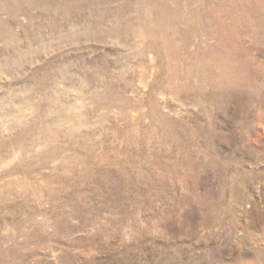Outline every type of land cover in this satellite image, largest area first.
Masks as SVG:
<instances>
[{
  "label": "rangeland",
  "instance_id": "rangeland-1",
  "mask_svg": "<svg viewBox=\"0 0 264 264\" xmlns=\"http://www.w3.org/2000/svg\"><path fill=\"white\" fill-rule=\"evenodd\" d=\"M0 264H264V0H0Z\"/></svg>",
  "mask_w": 264,
  "mask_h": 264
},
{
  "label": "bare ground",
  "instance_id": "bare-ground-1",
  "mask_svg": "<svg viewBox=\"0 0 264 264\" xmlns=\"http://www.w3.org/2000/svg\"><path fill=\"white\" fill-rule=\"evenodd\" d=\"M214 2H215V1H214ZM219 6H220V5H219ZM226 8H227V7H226ZM161 9H162V8H161ZM175 9H176V8H175ZM205 11H206V10H205ZM161 12H162V11H161ZM172 12H173V11H172ZM209 12H210V11H209ZM144 13H145V12H144ZM170 14H171V13H170ZM222 15H224V14H222ZM175 16H177V15H175ZM175 16H174V17H175ZM171 19H172V18H171ZM194 20H195V19H194ZM166 21H167V20H166ZM171 21H172V20H171ZM173 21H174V20H173ZM201 21H202V22H200V23H202V25H205V23L207 22V20H205V19H203V20H201ZM219 21H220V19H219ZM256 21H257V20H256ZM154 22H155V21H154ZM158 22H159V24L161 25V23H162L161 19H159ZM194 22H195V21H194ZM178 23H179V22H178ZM195 23H196V24H193V23L191 24L192 27L189 25V28H191V30H192V28L194 29L193 26L197 27L198 22H195ZM176 25H177V24H176ZM199 25H201V24H199ZM202 25H201V26H202ZM206 25H207V24H206ZM215 25H216V24H215ZM150 26H151V24H150ZM154 26H155V25H154ZM154 26H153V27H154ZM157 27H158V26H157ZM205 27H206V26H205ZM215 28H216V27H215ZM215 28H213V29H215ZM149 29H150L151 32L153 31L151 27H150ZM154 29H156V28H154ZM196 29H197V28H196ZM198 29H200V28H198ZM201 29H202V28H201ZM143 30H144V29H143ZM159 30H160V29H159ZM204 30H205V29H204ZM208 30H209V28H208ZM144 31H145V30H144ZM156 31H157V30H156ZM193 31H194V30H193ZM209 31H210V30H209ZM151 32H150V33H151ZM191 32H192V31H191ZM207 32H208V31H207ZM212 32H213V31H212ZM217 32H219V31H216V32L214 31L213 33L216 35ZM147 33H148V32H147ZM147 33H146V35H147ZM193 33H194V32H193ZM219 33H220V32H219ZM157 35H158V33H157ZM158 36H159V35H158ZM231 36H232V35H231ZM160 40H161V38H160ZM225 40H226V39H225ZM222 41H224V40H222ZM158 42H159V41H158ZM188 42H189V41H188ZM156 45H157V44H156ZM182 45H183V44H182ZM217 45H218V44H217ZM221 45H222V44H221ZM156 47H157V46H156ZM158 47H159V45H158ZM212 53H213V52H212ZM226 54H227V53H226ZM215 55H216V54H215ZM164 56H165V55H164ZM210 58H211V57H210ZM214 58H215V57H214ZM212 60H213V59H212ZM213 61H214V60H213ZM217 61H218V63H219V59H217ZM221 62H222V63H220V64H224V59H223V60L221 59ZM212 65H213V64H212ZM209 69H210V68H209ZM190 72H191V71H190Z\"/></svg>",
  "mask_w": 264,
  "mask_h": 264
}]
</instances>
